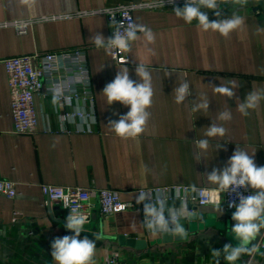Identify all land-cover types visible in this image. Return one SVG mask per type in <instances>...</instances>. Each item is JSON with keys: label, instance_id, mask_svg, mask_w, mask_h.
I'll list each match as a JSON object with an SVG mask.
<instances>
[{"label": "crops", "instance_id": "crops-1", "mask_svg": "<svg viewBox=\"0 0 264 264\" xmlns=\"http://www.w3.org/2000/svg\"><path fill=\"white\" fill-rule=\"evenodd\" d=\"M144 1L0 0V23L34 19L27 31L0 26V178L17 184L14 198L0 195V264H56L50 254L52 241L72 234L63 221L65 209L54 202L50 209L42 184L108 188L118 191L123 201L136 203L140 188L174 184L218 188L206 175L214 168L222 169L236 148L254 154L256 165L264 166V100L250 109L248 116L237 109L249 91L264 89V0H220L217 10L221 17L202 8L210 20L244 19L227 37L205 31L196 20L184 21L170 6L135 9L136 23L151 29L155 40L149 43L138 33L128 51L129 63L118 65L107 45L97 48L91 40L96 34L112 37L107 15L91 12ZM78 11L90 12L79 16ZM46 16L61 17L44 19ZM77 47L86 54L93 100L54 103L45 86L35 96L36 131L14 133L11 89L3 59ZM138 64L153 77L151 117L143 134L123 139L108 124L129 108L119 102L109 105L102 92L123 68L139 82ZM181 77L188 81L191 95L177 104L173 91ZM218 78L239 85L234 97L213 91L211 85L221 82ZM202 96L209 99L208 111L192 112ZM226 107L233 119L218 121L219 112ZM77 111H88L91 118H63L65 112ZM213 121L228 129L224 137H205ZM203 138L209 139V147L205 159L197 162L194 144ZM166 203L168 209L179 208L182 201L175 196ZM220 204L222 215L215 210L217 204H207L197 209L202 221L182 218L187 233L183 239L173 236L164 242V233L153 235L139 204L109 216L97 211L84 225L81 238L95 241V264H105L113 254L132 264H229L223 248L235 246L238 239L231 231L233 213ZM120 235L144 239L147 246L138 249L122 244ZM215 250H221L219 256ZM251 256L242 255L235 264H264V253Z\"/></svg>", "mask_w": 264, "mask_h": 264}, {"label": "clouds", "instance_id": "clouds-1", "mask_svg": "<svg viewBox=\"0 0 264 264\" xmlns=\"http://www.w3.org/2000/svg\"><path fill=\"white\" fill-rule=\"evenodd\" d=\"M239 2V0H237ZM165 3V0H161ZM168 4H175V0H167ZM202 8L212 10L216 17H221L222 12L217 10L218 0H185L183 7H173L177 17L191 23L198 21L199 25L205 30L219 32L227 37L233 30L244 24V19L240 16L210 20L208 12L202 11ZM114 25L113 36L106 39L101 34L92 36L91 40L97 48L115 47L123 52L130 51L131 43L138 39V33H143L144 38L152 43L155 40L154 33L144 25L133 23L131 27H125L121 21H112ZM139 82L130 78L128 68L120 69L114 79L107 83L103 89V94L109 105L119 102L129 108V111L121 115L118 120L110 121L108 126L115 134L123 139L135 138L143 134L151 117L149 111L153 103L154 90L152 86V73L143 65L138 64L135 68ZM220 79L218 86L211 85L213 91L222 97L232 98L235 96V89L239 85L234 84L232 80ZM181 83L174 88L175 102L183 104L187 97L191 95V89L188 81L181 77ZM58 94H54L53 102L58 100ZM261 100H264V89H253L249 91L243 102L237 105V109L242 116H248L249 110L259 107ZM209 99L202 96L199 103H195L191 109L192 112L208 111ZM233 119L230 108L226 107L219 112L218 121L225 123ZM228 132L220 123L212 122L204 133L207 138L224 137ZM203 138L195 140L197 149L195 156L197 162L205 159L209 139ZM222 147L220 145L218 148ZM207 180L218 186V188L227 193H237L238 203L233 201L229 204L230 208H235L232 214V220L235 221L231 227L232 233L240 241L237 246L226 244L223 248L225 259L229 264H235L244 254H251L253 248L248 245L253 241L261 229H264V166H257L254 161V154H249L245 149L236 148L226 165L222 169H212L207 175ZM254 189V193L243 195L238 193V189ZM167 195L161 194L155 202L151 199V194L141 191L136 194V204L143 206V215L146 219V227L151 230L153 235L157 233H167L175 237L185 238L187 233L180 220L191 219L197 215L196 210H190L188 202L181 203L179 208H167ZM167 210V215H166ZM219 215L223 214L220 203H217L215 209ZM87 217L83 214H72L66 219L65 227L72 234L55 238L51 247V257L56 264H95L94 256L96 243L88 237L81 238ZM99 239V237H97ZM219 256L221 250H215Z\"/></svg>", "mask_w": 264, "mask_h": 264}, {"label": "built area", "instance_id": "built-area-1", "mask_svg": "<svg viewBox=\"0 0 264 264\" xmlns=\"http://www.w3.org/2000/svg\"><path fill=\"white\" fill-rule=\"evenodd\" d=\"M223 1L231 2V0ZM184 3L185 0H175V4H168L167 0H165L164 4L161 3V0H147L142 3L119 4L95 10L91 13L104 12L107 15L113 36L114 25L112 21H121L126 28L131 27L133 23H136L134 17L135 9L142 7H180L184 6ZM88 12L90 11H78L76 15L83 16ZM59 17L61 16H46L43 18L56 19ZM33 20H13L0 23V26L10 25L18 31H27L28 27L34 22ZM109 48L111 57L116 64L129 63L128 52H123L115 47ZM3 63L11 89L13 131L16 134H32L36 131L38 118L35 108V96L40 94L45 86L53 96L58 94L59 98L57 101L60 102L70 101L75 98L93 100L87 58L85 51L80 47L60 51L35 52L31 55L10 56L3 59ZM91 115L88 111L65 112L63 118L65 120L76 117L91 118ZM41 189L48 200L60 205L67 211L68 216L70 212L74 215H85L87 217L86 223L93 219L97 211L101 216H109L137 207L136 203L123 201L118 191L108 188L42 184ZM137 191L150 193L152 201H155L161 194L167 195V202L176 196L182 202L187 201L190 210H192L191 206L199 207L207 204L223 203L234 213L235 208H230L229 204L233 201L238 203L237 193L223 192L215 187L174 184L140 188ZM237 192L245 196L252 194L250 188H241ZM0 195L14 198L17 195L16 182L0 178ZM141 208L143 209V206ZM260 246L264 247V244ZM105 264L132 263L121 260L117 254H113Z\"/></svg>", "mask_w": 264, "mask_h": 264}, {"label": "water", "instance_id": "water-1", "mask_svg": "<svg viewBox=\"0 0 264 264\" xmlns=\"http://www.w3.org/2000/svg\"><path fill=\"white\" fill-rule=\"evenodd\" d=\"M49 204H50L49 207L51 209V201L50 200H49ZM190 208L192 210H196V212H197V209H198L197 206H191ZM65 213H66L65 214V218L63 219V221L66 223V219L68 217V213H67V211H65ZM196 219H200L202 221L203 220V216L199 215L197 213V215L194 216L193 218H191V220H196ZM263 235H264V229H261V232L258 234V236L253 241H251L250 244L248 245L249 248H253L254 249V251H252L251 254H253V253H264V247H261L259 245L261 240H262V238H263ZM119 239H120V242L122 244H126L128 246L135 247V248H138V249L145 248L147 246V241L144 240V239H135V238L130 237L128 235H120ZM171 240H173V236L171 234L168 235L167 233H165L164 236H163V241L167 242V241H171ZM239 243H240V241L236 240L235 241V246H237ZM244 255L247 256L249 254H244ZM263 262H264V260H263Z\"/></svg>", "mask_w": 264, "mask_h": 264}]
</instances>
